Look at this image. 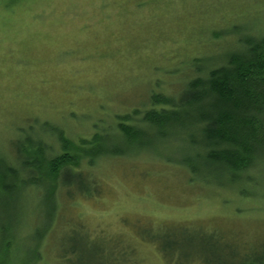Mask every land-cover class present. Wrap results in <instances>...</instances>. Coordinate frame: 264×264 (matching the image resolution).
<instances>
[{
  "label": "rangeland",
  "instance_id": "rangeland-1",
  "mask_svg": "<svg viewBox=\"0 0 264 264\" xmlns=\"http://www.w3.org/2000/svg\"><path fill=\"white\" fill-rule=\"evenodd\" d=\"M228 24L264 35V0H0V156L15 158L18 142L45 125L78 147L99 133L114 141L101 148L125 151L116 118L135 124L134 111H145L152 93L177 92L190 59L232 54L235 40L213 32ZM186 149L154 139L127 155L79 162L98 193L56 195L42 237L34 233L44 227L40 195L20 190L6 238L11 264H60L65 253L61 264H100L101 252L122 249H132L127 264L264 256V165L243 196L178 166Z\"/></svg>",
  "mask_w": 264,
  "mask_h": 264
},
{
  "label": "trees",
  "instance_id": "trees-1",
  "mask_svg": "<svg viewBox=\"0 0 264 264\" xmlns=\"http://www.w3.org/2000/svg\"><path fill=\"white\" fill-rule=\"evenodd\" d=\"M227 27L213 32L222 38L230 36L227 42L235 40L232 54L190 59L187 79L177 92L171 96L152 93L148 108L134 111L135 124L126 119L128 116L116 118L115 130L121 140L116 142L125 146V151L108 145L101 148L100 144L114 141L107 135L100 139L99 133L90 143L86 139L82 145L79 142L78 147L64 137L63 131L45 125L42 135L18 142L15 158L0 156V264H11L6 238L12 231L14 211L23 203L20 190L30 188L40 195L44 227L34 233L42 237L47 233L46 223L55 217L56 195L73 199L74 194L94 197L98 193L92 181L77 169L79 162L90 166L100 156L127 155L128 150L136 152L154 139L186 142L182 160L174 162L192 174L207 172L217 185L235 188L243 196L244 185L255 186L254 173L264 165V35L250 33L246 25ZM45 135L60 144V154ZM72 148H76L74 156L69 152ZM46 181H52L51 186ZM149 240L156 243V239ZM132 253V249L104 250L100 264H127ZM58 257L61 264L69 255ZM232 264H264V256L239 258Z\"/></svg>",
  "mask_w": 264,
  "mask_h": 264
}]
</instances>
